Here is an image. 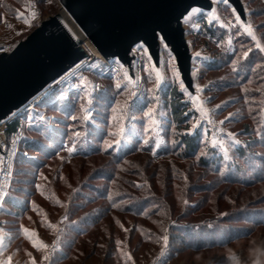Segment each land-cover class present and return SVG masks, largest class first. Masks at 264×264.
<instances>
[{
    "label": "rangeland",
    "instance_id": "1",
    "mask_svg": "<svg viewBox=\"0 0 264 264\" xmlns=\"http://www.w3.org/2000/svg\"><path fill=\"white\" fill-rule=\"evenodd\" d=\"M243 2L253 32L264 46V0ZM215 3L219 18L213 22L203 16L222 35L220 39L201 33L205 27L199 14L185 20L190 47L199 53L193 68L199 103L207 111L202 119L184 94L193 111L185 132L197 133L204 147L215 148L222 162L217 167L203 166L199 155L204 150L179 156L178 132L162 96L164 85L179 87L168 54H163L164 84L159 87H154L155 74L142 56L140 91L135 95L123 74L112 69L103 73L100 61L83 64L20 119L23 137L15 146L0 198V237L8 249L25 258L31 253L40 264H264V146L252 143L264 124V52H254L241 27L237 31L231 9L218 0ZM33 8L37 16L25 24L18 14L31 19ZM62 9L59 0H0L4 32L0 38L17 33L20 41L42 19L62 15ZM222 49L235 54L237 63L222 58L220 66L210 68ZM247 50L251 51L245 58ZM234 71L249 74V83L240 84L242 77ZM75 98L71 110L63 107ZM148 108L153 109L151 117L145 115ZM86 113L90 115L83 119ZM246 124L252 134H244ZM54 125L62 127L64 135L47 149L44 145L50 141L40 131ZM74 132L81 135L74 137ZM25 137L36 138L42 147L26 153L29 164L19 157ZM213 138L223 141L230 159L224 158L219 145H212ZM106 141L111 148H106ZM237 147L252 154L243 160ZM8 195L23 210L13 213L4 200ZM102 208L107 213L90 225L98 217L93 213L100 214ZM77 229L86 231L78 234ZM183 230L206 243L187 247L179 239L190 242ZM31 233L47 249H37L28 238ZM164 236L169 237L167 243ZM73 243L70 258L57 261ZM107 248L114 249L115 255L106 257Z\"/></svg>",
    "mask_w": 264,
    "mask_h": 264
},
{
    "label": "water",
    "instance_id": "2",
    "mask_svg": "<svg viewBox=\"0 0 264 264\" xmlns=\"http://www.w3.org/2000/svg\"><path fill=\"white\" fill-rule=\"evenodd\" d=\"M215 1L59 0L99 54L120 64L125 80L132 81L129 83L132 87L137 86L138 51H144L155 77L158 72L164 77L162 59L166 53L172 58L174 67L180 70L179 82L183 79L185 85L190 86L189 92L198 96L199 101L193 69L194 60L199 55L190 47L185 20L177 23V17L191 5L200 7L212 21L213 17H218ZM218 1L223 3V0ZM210 2L211 9L208 7ZM227 6L236 9L234 16L240 14L242 21L250 24L243 0H230ZM237 24L247 35L243 25L239 21ZM79 44L75 31L57 13L42 19L11 52L1 54L0 121L82 61L86 54ZM140 44L143 48L138 47ZM163 84L164 79L160 86Z\"/></svg>",
    "mask_w": 264,
    "mask_h": 264
},
{
    "label": "trees",
    "instance_id": "3",
    "mask_svg": "<svg viewBox=\"0 0 264 264\" xmlns=\"http://www.w3.org/2000/svg\"><path fill=\"white\" fill-rule=\"evenodd\" d=\"M200 22L204 25L205 29L203 31H201V33L203 35H211V38H221L220 35L217 30H215V28H213V26L208 27L206 24L207 19L205 18V16H199L198 17ZM212 25V23H211ZM243 35L246 36L247 41L251 43V46L254 47V52H256L257 54L261 53L260 51H258L255 47V43L252 39H250L246 34H244L242 32ZM261 40V39H259ZM262 42V41H261ZM261 44V43H260ZM259 52V53H258ZM235 54L230 53L229 51H226L224 49H222V51L220 52V55L217 57L212 58V61L209 63V67L210 68H217L218 66H220L222 64L221 60L222 58H226V62L230 63L234 58ZM242 60H240L238 63L241 64ZM101 64V62H100ZM243 64V62H242ZM235 74H240L239 76L242 77L241 79V83L240 84H245V83H249V74L248 75H243L242 73H240L239 71H234ZM242 74V75H241ZM255 74V73H254ZM252 84V83H250ZM245 93L248 94H254V93H249L248 91H245ZM102 95V93H101ZM162 96L163 99L165 101V104L167 105L169 112H170V122L172 123V125H174V127L176 128V131L178 132V136H177V143L179 145V156L181 158H185V157H191V156H195L197 155L198 152H200L201 150H204L205 153L200 154L199 155V159L201 161V163L203 164V166H214L217 167V165L219 163L222 162V157L220 155H217V152L215 150V148L213 147H209V146H205L204 147V143H201L200 140L198 139V135L197 133H189V132H185V130H187L189 128V119L191 118V116L193 115V111L190 109V103L188 101H186L184 99V94L181 93L179 87L177 86V84L175 83H171V84H167L164 85V87L162 88ZM78 99L75 98L74 100H72L69 105L65 104V106L63 105V107L67 108L68 110H71V106H73L75 104V102ZM258 105V104H256ZM260 106V105H259ZM66 110V109H64ZM24 117L21 118H16L14 119L12 122H10L7 126V130L8 131H13L15 130V128L20 124V119H23ZM61 122L60 119H57V123ZM34 128V127H33ZM62 127L60 126H49L47 129H45L44 131H40L43 132V135L45 139V141H50L49 143L47 142L45 146V148L49 149L48 144L50 145V143H53V146L55 145V141L57 142L59 139L61 138L62 135H64V131H62L61 129ZM36 129V128H35ZM89 129H91L89 127ZM244 134H252V128H250L247 124L244 125ZM24 142H22V149L19 153V157H22L21 160H23V163H26L27 159V155L26 153L29 150H40L39 148L42 149V147H40V143L38 142V140L34 137H25L23 139ZM262 141H264V124H262V126L260 127L259 131L257 132V137L254 141H252V143H254L256 146H264V144L262 143ZM248 142H251V140H249ZM236 153L237 156H239V158H242L243 160H247V156L251 155L252 153L248 152L246 148L244 147H237L236 148ZM25 161V162H24ZM26 164H29L28 162ZM232 167V166H231ZM235 172H237L235 170ZM230 180L232 181H236V179L231 178ZM239 181V180H238ZM5 203L10 205L12 207V212L13 213H19L21 210H23V207H21L19 202H16L12 199V197H10V195L5 197ZM109 203H112L109 200ZM108 208V207H107ZM106 208V209H107ZM127 208V207H126ZM104 208H102V210L100 211V214L98 212L93 213L94 215L97 214L95 221H92V224L96 223L99 221V218L102 217L103 214L107 213ZM95 225V224H94ZM89 226V225H88ZM85 229H77V233H84ZM184 235H186V237H188V240L190 241L189 243H187L186 238H182L180 237V240H183L184 243L187 245V247L190 248H200L202 247V245L204 243H206V239H195L194 235H190L186 230L182 231ZM114 242V241H113ZM116 242V240H115ZM97 243V242H96ZM73 247H74V243L71 245L68 253H62L63 257H59L57 258V261H59V259L61 261H65L68 257L70 258V255L73 251ZM116 251L114 249L110 250L107 248L106 251V257H110L112 255H115ZM54 261V259H53ZM52 262V261H51Z\"/></svg>",
    "mask_w": 264,
    "mask_h": 264
},
{
    "label": "built area",
    "instance_id": "4",
    "mask_svg": "<svg viewBox=\"0 0 264 264\" xmlns=\"http://www.w3.org/2000/svg\"><path fill=\"white\" fill-rule=\"evenodd\" d=\"M33 8L30 12H34ZM210 21H208L207 26L210 27ZM4 26L7 28L8 23H4ZM18 34H12L6 38H0V55L3 53H9L13 50L18 40L16 39ZM142 56L144 55V51L140 49L138 51L137 66H136V77H140L139 71L142 67ZM100 61L102 64V72L105 73L109 70H116V72L122 73V67L120 64L114 60H107L102 55L100 57H92L86 54V57L82 60L87 64L91 61ZM81 64V61L73 66L64 76L58 78L56 81L51 83L44 90L30 98L24 105H22L19 109L12 112L6 119L0 121V198L2 188L4 186V180L9 174L11 162L13 160V154L15 150V146L18 141L23 137V127L21 123L15 128L13 131H8L7 126L10 122H12L16 118H21L36 107L38 103H40L43 99H45L53 90L56 89L58 85H60L67 74L71 71L77 69V65ZM124 76V75H123ZM125 78V77H124ZM141 79V78H140ZM140 79L137 80V86L134 88L135 94L140 91ZM15 114V115H13Z\"/></svg>",
    "mask_w": 264,
    "mask_h": 264
},
{
    "label": "snow or ice",
    "instance_id": "5",
    "mask_svg": "<svg viewBox=\"0 0 264 264\" xmlns=\"http://www.w3.org/2000/svg\"><path fill=\"white\" fill-rule=\"evenodd\" d=\"M223 3L227 6L229 3H230V0H223ZM209 9L212 8V4L211 2L209 3ZM190 9V10H189ZM232 13H236V9L235 8H232ZM199 14L201 17L204 15L202 9L200 7H193L191 5H189L188 7H186L179 15V17H177V23L180 22L181 19H184V20H188L193 14ZM209 15H211V12L208 13ZM19 15V18L23 19L24 23L25 24H31L34 22V19L36 18L37 14L36 12H31V19L28 17V16H25L23 14H18ZM219 17H213V22H215L216 19H218ZM234 19L236 21H239L241 23V25H243L244 27V30L245 32L247 33V35L253 40V41H256V36L253 32V29H252V26L250 24H247V23H244L242 21V18H241V15L240 14H236L234 16ZM227 27H231V25H228ZM239 27L240 25L237 26V31L239 30ZM161 31L163 32L164 29H161ZM153 32H155V29L153 30ZM163 37H161L162 39ZM138 47L140 48H143V44H140L138 45ZM165 47H167V45H165ZM256 49L260 52H264V46H262L259 42L256 43L255 45ZM129 50L131 51V47L129 48ZM250 51L251 50H247V51H244L243 52V56L245 58H247L249 55H250ZM197 55H199V53H197ZM113 56H115V54H113ZM85 62L84 61H81V64L77 65V70H79V68L81 66H83ZM233 64H236L237 61L236 60H233L232 61ZM180 77V70L177 68V67H173L172 68V78H178ZM137 80L140 79V77H136ZM164 77H162L160 75V73L158 72L156 74V78H155V85L154 87H159L163 81ZM132 81H129V83H131ZM81 83H83V81H81ZM121 85L120 84H116V88H120ZM189 87L190 86H186L183 79H180V82H179V88H180V91L182 94H185V95H188L193 104L195 105V110H198L200 112V116L201 118H205L207 116V111L206 109L198 102L199 101V97L198 96H194L192 95L191 92H189ZM149 93H151L153 91V89H148ZM195 91L196 92H199L200 91V87L199 85H196V88H195ZM132 95H135V93H133ZM61 99H64V97H61ZM86 112V110H85ZM15 115V114H13ZM90 113H86L83 117V119H88ZM146 116H149L151 117L153 115V109L152 108H148L147 112L145 113ZM231 115V114H230ZM41 119H44L43 117H41ZM72 119L73 120H76L77 117L76 116H72ZM152 123L155 124L156 121L155 120H152ZM193 128L196 127L195 124L192 125ZM124 131V128L121 127L119 129V133H123ZM118 133V134H119ZM81 133L79 132H74L73 133V136L74 137H78L80 136ZM230 137H232V133H229L228 134ZM235 143L239 144L240 141L239 140H234ZM115 143H118V141H113V144ZM157 143H159V141H157ZM212 145L213 146H216V145H219L221 149H224V158L226 160L230 159V156L228 155V152H227V149L224 148V143L223 141H220V140H217L215 138L212 139L211 141ZM105 146L106 148H111L112 147V144H108L107 141L105 142ZM74 149L73 148H68V152H73ZM39 187V186H38ZM221 215H226L224 213H222ZM24 232L25 234H28V229H24ZM36 233H31V235H28V238L32 241V244L37 248V249H41V250H45L47 249V244L43 243L41 240L39 239H36ZM163 240L165 241V243L168 242L169 240V237L168 236H164L163 237ZM4 245H3V239L2 237H0V248H3ZM29 257H31V260H30V264H38L37 262V258L36 257H33L31 253H28ZM161 255H164V252L163 250H161ZM44 259L47 260L49 259V257L47 255L44 256ZM12 260H13V257L11 255L7 256L6 258L4 259H0V264H12Z\"/></svg>",
    "mask_w": 264,
    "mask_h": 264
},
{
    "label": "bare ground",
    "instance_id": "6",
    "mask_svg": "<svg viewBox=\"0 0 264 264\" xmlns=\"http://www.w3.org/2000/svg\"><path fill=\"white\" fill-rule=\"evenodd\" d=\"M62 17L65 19L67 24L75 31V34L80 39V47L85 52V54L92 56V57H100L99 52L96 50V48L90 43L89 41H85L82 36L79 34L78 26L75 23V21L71 18V16L67 13L65 9H62Z\"/></svg>",
    "mask_w": 264,
    "mask_h": 264
},
{
    "label": "crops",
    "instance_id": "7",
    "mask_svg": "<svg viewBox=\"0 0 264 264\" xmlns=\"http://www.w3.org/2000/svg\"><path fill=\"white\" fill-rule=\"evenodd\" d=\"M3 34L4 32H2V28L0 27V36H3ZM3 245L4 247L0 248V259H4L7 256L11 255L13 257L12 264H30L29 256L26 255L25 258L23 254H19L14 250L8 249L7 244H3ZM38 264L40 263L38 262Z\"/></svg>",
    "mask_w": 264,
    "mask_h": 264
}]
</instances>
